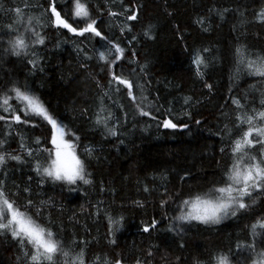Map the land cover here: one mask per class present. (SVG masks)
<instances>
[{
    "label": "trees",
    "instance_id": "obj_1",
    "mask_svg": "<svg viewBox=\"0 0 264 264\" xmlns=\"http://www.w3.org/2000/svg\"><path fill=\"white\" fill-rule=\"evenodd\" d=\"M88 4L93 18H102L105 34L125 48L128 72L124 78L133 83L136 101L128 97L127 86H119V91L115 83L109 86L105 62L96 59L95 38L45 24L46 0H0V32L18 29L23 33L28 16L44 18L40 25L33 21V26L45 41L30 45L19 57L5 55L0 60V83L10 79L26 83L63 116L64 139L73 133L79 137L76 155L85 161L90 181L69 184L53 180L42 169L37 174V157L48 167L38 149L53 146L50 136L44 144V127H34L36 121H30L19 126L0 122V140L5 141L0 148L5 153L0 183L21 204L33 202V210H39L54 234L59 232L56 238L64 242L69 258L82 248L85 264H115L116 260L120 264H195L213 254H228L232 264L236 260L252 264L256 257L248 259L250 253L237 245L255 241L257 250H264V229L257 228L254 238L251 227L264 219L259 198L254 206L216 224L173 218L179 214L182 192L206 184L231 163L221 148L229 147V129L234 130L236 115L264 110V77L249 75L243 66L236 75L234 63L239 46L252 58L264 55V17L260 16L264 0H88ZM16 8L22 10L21 23H17ZM133 13L138 21L127 19ZM198 18H204L203 24L197 23ZM125 25L132 28L130 33L121 31ZM148 25L153 27L145 36ZM204 48L209 49L203 53L208 67L202 69L201 78L195 75L191 60L194 50ZM101 98L103 112L99 111ZM186 98H190L187 105ZM230 98L246 107L238 109ZM136 103L162 106V112L171 108V114L159 116L158 124L151 116L133 114ZM109 112L113 116L109 127L116 126V135L96 123L97 114L107 117ZM164 118L189 127L164 128ZM21 143L34 156L21 149ZM254 151H260L259 147ZM9 154L20 159L12 160ZM109 217L120 221L112 235ZM153 220L156 226L144 232ZM177 223L178 229L169 230ZM25 251L10 235H0V264H25ZM63 259L56 257L57 264H63Z\"/></svg>",
    "mask_w": 264,
    "mask_h": 264
},
{
    "label": "snow or ice",
    "instance_id": "obj_2",
    "mask_svg": "<svg viewBox=\"0 0 264 264\" xmlns=\"http://www.w3.org/2000/svg\"><path fill=\"white\" fill-rule=\"evenodd\" d=\"M46 3L45 24L57 30H67L76 36L95 38L96 59L105 62L109 86L111 87L115 83L117 91H119V86H127V95L135 103L133 83L124 78V73L128 72V66L124 63V57L127 55L125 48L121 47L120 42H115L105 34L104 29L100 26L102 18H93L88 0H64L63 3L60 0H46ZM11 11L10 9L9 12ZM14 11L17 23H21L23 21L22 10L16 8ZM62 14L65 17L63 19ZM109 15L115 16L116 14L109 13ZM260 16L264 17V9L261 10ZM41 19L44 18L28 16L27 22L24 23L25 31L23 33L18 29L0 32V60L5 55L19 57L26 54L30 45H43L45 42L43 34L35 31L33 26V21L40 25ZM127 19L138 21L135 13ZM203 22L204 18H198L197 23L203 24ZM41 26L43 27V25ZM152 27V25H148L144 31L145 36H149ZM125 29L129 33L132 31L128 25L121 28V31L124 32ZM4 37L7 39L5 40ZM136 39V36L132 37L133 41ZM208 52L207 48L196 49L193 52L191 63L197 77L202 78L204 75L202 69L208 67L203 55ZM28 63L33 66L36 64L33 60H29ZM130 63L131 61H129V65ZM234 63L236 75L240 74L241 66H243L249 75L264 77V55L255 54V58H252L251 55H246L243 46H239L235 50ZM204 86L208 89L212 87L210 84ZM104 95L107 96L108 93L106 92ZM143 99L145 98L142 97ZM230 99L238 109L246 107L241 105L239 99ZM189 102L190 98H186L185 105ZM145 107L149 110L145 111ZM261 107L264 108V101L261 102ZM161 109L162 106H155L151 103L146 106L136 103L133 114L138 113L142 117L151 116L159 124V116L167 117L171 114V108L167 112H162ZM99 111H105L103 98L100 99ZM252 112L254 115H249L248 112L236 115L234 130L229 129V147L221 148L222 153L228 152L231 163L226 164L220 175L206 184L197 185L195 189L189 187L187 192H182L181 198L178 200L179 214L173 218L174 220L216 224L228 216L235 217L240 210L254 206L257 203V198L264 205V110L256 112L255 109H252ZM0 113H2L0 122L8 126L13 124L19 126L22 123L28 124L30 121H36L32 126H42L45 129L44 144L49 143L50 136L51 145L55 148L54 154L51 147L38 149L44 160L48 162V167H43L37 157L35 163L37 174H40L42 169L43 174L53 180H65L69 184H75L77 180L83 181L84 184L90 183L86 178V163L76 155L75 145L79 142V137H74L73 133L68 139H64L67 126L63 123V116L47 106L46 102L42 101L29 85L11 79L0 83ZM112 118L111 112L107 117L97 114L96 123L103 124L108 133L116 135V126L109 127V121ZM116 123L119 124V118H116ZM196 123L199 124L200 121ZM245 125H247L246 128ZM162 126L172 129L189 127L187 124L173 123V120L169 118L163 119ZM231 136L236 138L231 139ZM36 143L39 145L40 141L37 140ZM4 145L5 141L0 140V148H3ZM255 147H259L260 151L255 152ZM20 148L24 149L29 156H34L33 150L24 143L20 144ZM85 153L90 155L91 150L86 148ZM9 158L19 160L20 156L9 154ZM4 162L5 153L0 151V164ZM24 191L27 192L28 189H24ZM162 203L164 202L162 201ZM33 207L31 200L21 204L16 198V194L0 183V235H10L13 240L20 243L22 250L27 249L24 253L25 264H57L56 257H63V264H75V261L85 264L83 249L81 248L75 257L69 258L70 252L65 249L64 242L56 238L59 236V232L54 234L39 210L34 211ZM108 220L109 234L112 235L113 226H117L118 229L120 221L113 220L111 217ZM156 223L153 220L150 225L144 227L143 231L149 232L156 226ZM251 227L252 236L255 238L258 235L257 228L264 229V219H257ZM178 228L179 223L169 226V230ZM261 242L264 243V240ZM237 247L250 253L248 259H251V255L256 257L252 259V264H264V250H257L255 241L250 245L238 244ZM115 264H120V260H116ZM195 264H232V259L228 254H219L218 256L213 254L207 261H195ZM236 264H240V261L236 260Z\"/></svg>",
    "mask_w": 264,
    "mask_h": 264
},
{
    "label": "rangeland",
    "instance_id": "obj_3",
    "mask_svg": "<svg viewBox=\"0 0 264 264\" xmlns=\"http://www.w3.org/2000/svg\"><path fill=\"white\" fill-rule=\"evenodd\" d=\"M55 150L54 146H53V151Z\"/></svg>",
    "mask_w": 264,
    "mask_h": 264
}]
</instances>
